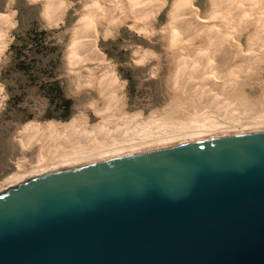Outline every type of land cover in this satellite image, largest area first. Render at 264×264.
I'll return each mask as SVG.
<instances>
[{
    "label": "water",
    "instance_id": "95a60500",
    "mask_svg": "<svg viewBox=\"0 0 264 264\" xmlns=\"http://www.w3.org/2000/svg\"><path fill=\"white\" fill-rule=\"evenodd\" d=\"M0 264H264V128L1 191Z\"/></svg>",
    "mask_w": 264,
    "mask_h": 264
},
{
    "label": "bare ground",
    "instance_id": "6f19581e",
    "mask_svg": "<svg viewBox=\"0 0 264 264\" xmlns=\"http://www.w3.org/2000/svg\"><path fill=\"white\" fill-rule=\"evenodd\" d=\"M13 1L9 0V4ZM28 1L43 2L42 16L47 25L65 24L70 9L66 0ZM206 1V10L200 11L196 0H171L167 22L157 31L162 36L160 41L166 44L163 56L135 54L138 65L156 63L152 78H157L160 71L168 75L165 83H174L173 96H188L186 108L174 117L167 114L166 121L151 116L128 125L110 121L124 104V87L115 80V68L99 54V40L114 38L118 28L128 21L126 10L133 15L130 29L147 38L154 36L157 32L153 26L164 2H81L76 21L67 31L64 63L74 93H85L89 99L82 109L92 111L99 123L92 128H86L84 122H74L65 128L44 125L24 130L21 147L35 150L36 166L24 176L7 179L3 188L130 153L264 128V71L253 78L259 68H264V0ZM13 28L10 16H0V61ZM162 60L166 63L163 70ZM241 88L250 93L257 90L253 103L250 93L244 97L243 92L237 93L235 102L229 101L231 94ZM106 97L109 105L98 108V102ZM2 101L0 88V105ZM177 120L181 121L176 123ZM24 163L18 164V171Z\"/></svg>",
    "mask_w": 264,
    "mask_h": 264
},
{
    "label": "rangeland",
    "instance_id": "374dc122",
    "mask_svg": "<svg viewBox=\"0 0 264 264\" xmlns=\"http://www.w3.org/2000/svg\"><path fill=\"white\" fill-rule=\"evenodd\" d=\"M83 1L66 0L70 9L64 19L65 24L51 26L47 25L42 16V1L31 3L28 0H14L9 4V0H0V16H10L14 24L10 42L0 61L3 98L0 105V192L5 190L3 183L7 179L24 176L36 166L35 150H24L21 147L24 130L44 125L65 128L74 122H84L86 128H92L99 123L92 111L85 112L82 109L89 99L84 96L85 93H74L64 63L69 42L67 31L76 21V13L80 11ZM163 2L164 7L153 26L156 32L167 22L171 0ZM195 6L205 11L207 1L196 0ZM130 14L128 10L125 11L128 21L118 28L114 38L100 39L98 45L103 60L115 68V80L124 87V104L120 113L110 121L128 125L151 116L164 121L167 120V114L174 117L186 108L190 99L183 95L173 96L175 86L171 80L165 83L168 76L165 72L160 71L157 78L151 77V70L156 65L154 61L136 64L137 52L163 56L166 44L160 41L162 36L158 32L147 38L130 29L133 22V15ZM165 64L162 60L161 70ZM262 71L264 68H259L253 78H257ZM248 91L247 88H241L233 92L229 101L235 102L239 98L238 92H243L244 97L248 96ZM256 95L257 90L249 94L252 103ZM64 103H68L67 108ZM107 103V97L101 98L97 107L105 108L109 105ZM19 163H24L21 171H18Z\"/></svg>",
    "mask_w": 264,
    "mask_h": 264
},
{
    "label": "trees",
    "instance_id": "16d2710c",
    "mask_svg": "<svg viewBox=\"0 0 264 264\" xmlns=\"http://www.w3.org/2000/svg\"><path fill=\"white\" fill-rule=\"evenodd\" d=\"M68 103H64V107L67 108ZM66 115H64L63 119L65 118Z\"/></svg>",
    "mask_w": 264,
    "mask_h": 264
}]
</instances>
